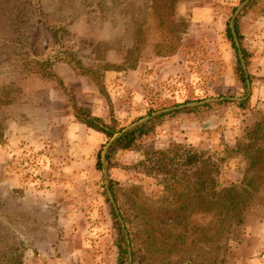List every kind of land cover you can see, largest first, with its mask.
Returning a JSON list of instances; mask_svg holds the SVG:
<instances>
[{
  "label": "rangeland",
  "instance_id": "374dc122",
  "mask_svg": "<svg viewBox=\"0 0 264 264\" xmlns=\"http://www.w3.org/2000/svg\"><path fill=\"white\" fill-rule=\"evenodd\" d=\"M244 1L179 0L172 20L168 0H0V134H4L0 141V264H8L18 254H23L24 264H42L39 254L48 249H54V264H116L118 258L112 203L103 169L97 167L98 152H103L108 140L104 134L89 139L94 145L89 153L79 142L83 137L79 130L73 142L64 141L69 135L64 125L70 111L57 112L51 106V89L58 82L44 77L38 62L53 60L55 70L57 63L65 62L58 59L68 51L84 66L103 71V67L125 62L137 31L145 42L140 60L150 62L168 57L156 55L155 43L173 32L181 37V59L174 73L163 77L148 65L140 99L134 98L132 88L116 92V102L109 94L124 128L161 109L209 98L244 97L247 87L237 77L238 49L228 36V26ZM251 2L236 16L238 39L249 60L247 72L253 77L250 101L244 108L231 99L206 103L210 106H195L201 107L197 115L235 104L246 110L247 126L264 113V99L252 102L254 87L264 83V0L249 6ZM106 71L103 80L108 91ZM102 97L108 119L111 104ZM152 137L153 132L142 138L146 148L155 147ZM183 144L206 151L208 167L222 184L241 182L246 161L235 149L221 155ZM116 158L119 163L108 168L109 181L140 184L150 197L160 195L156 173L148 175L143 166H135L144 158L143 151L118 152ZM169 169L174 172L175 166ZM184 170L180 166L177 174L182 177ZM196 170L188 171L194 183ZM164 176L159 174V178ZM225 245L224 264H264V204L233 229ZM207 250L214 252V248Z\"/></svg>",
  "mask_w": 264,
  "mask_h": 264
},
{
  "label": "trees",
  "instance_id": "16d2710c",
  "mask_svg": "<svg viewBox=\"0 0 264 264\" xmlns=\"http://www.w3.org/2000/svg\"><path fill=\"white\" fill-rule=\"evenodd\" d=\"M178 1L168 0V11L172 20ZM254 1L252 0L249 6ZM235 29L241 39L238 18L235 21ZM228 36L235 46L230 24ZM144 45L142 32L137 31V38L128 49L125 62L122 65L103 67V71L137 68ZM180 47L181 37L169 32L155 43V53L158 56H171L175 55ZM242 51L249 66L247 51L244 47ZM66 54L67 56L58 60L67 62L77 74L90 77L111 104L108 119L95 115L90 107L76 102L73 93L55 72L53 60L44 59L38 62L42 75L57 80L69 96L73 114L79 122L103 133L109 141L124 126L113 111L111 98L103 80V71L84 66L72 52L67 51ZM238 62L237 77L246 88L247 78L253 82V77L249 72H245L240 60ZM249 101L250 98L237 103L244 108ZM204 106L208 107L210 104ZM200 108H183L154 117L125 132L108 149L106 162L109 169L119 163L116 156L120 150L143 151L144 158L135 166H143L148 175L156 173L155 178L162 186L158 197H150L140 184L124 186L110 179V188L129 234L133 264H185V258H188V264H224L227 252L225 240L235 227L245 224L257 206L264 204V113H261L258 120L245 127L236 143V152L242 154L246 161V171L239 184L224 185L215 178L205 159L206 151L199 152L191 146L175 141L167 148L144 146L142 138L156 130L159 119L181 112H198ZM3 138L2 132L0 141H3ZM101 152L102 150L97 156V167L100 170L103 169ZM147 162H153V166H147ZM169 165L175 166L174 172L169 169ZM180 166L185 168L182 177L177 174ZM193 167H197L195 183L191 182L188 174ZM161 173L165 176L159 178ZM111 212L118 230L116 264H128L127 239L112 205ZM208 248H214V252H208ZM8 264H24L23 254L12 256Z\"/></svg>",
  "mask_w": 264,
  "mask_h": 264
},
{
  "label": "crops",
  "instance_id": "0c3cea01",
  "mask_svg": "<svg viewBox=\"0 0 264 264\" xmlns=\"http://www.w3.org/2000/svg\"><path fill=\"white\" fill-rule=\"evenodd\" d=\"M179 59L181 58L178 52L173 56L159 57L150 62L142 59L139 61L137 68L129 71H106L105 80L113 102H116L117 99L116 92L120 93L122 90L128 88L133 89L134 98L140 99L143 89L142 83L145 78L144 71L147 66L155 67V74L159 71L163 77H166L174 73ZM55 72L62 79L67 89L74 93L78 104L90 107L95 115L106 116L107 103L92 79H89L86 75L77 74L65 62L57 63ZM57 85L53 84V88L51 89V93H53L51 97L54 102L51 106L57 112L62 109L70 111L67 114V122L64 125V127L68 128L67 133L69 135H66L64 141L73 142L75 138L72 137H78V135H75V132L79 130L83 133V137L81 135L78 138L79 142L84 143V151L89 153L94 146L89 139L93 137L99 139L103 133L87 127L75 118L68 95L59 83ZM44 96L48 97L49 92H46ZM56 97L58 101H56ZM257 99H264V83H259L254 87L252 102L257 101ZM247 115L246 110L235 104H223L210 111H205L201 115H197L196 112H181L173 116H166L153 132L152 140L157 148H167L171 142L175 141L192 144L200 149H211L223 155L225 150H234L236 148L241 131L246 126V121H248ZM54 125H59V122ZM85 134L89 137L88 139L85 138ZM82 141L88 143L87 148L86 143ZM122 151L131 153V155L135 152L131 150H120L119 152ZM53 251L54 249H48L40 252L39 256L41 261H43L42 264H54Z\"/></svg>",
  "mask_w": 264,
  "mask_h": 264
},
{
  "label": "water",
  "instance_id": "95a60500",
  "mask_svg": "<svg viewBox=\"0 0 264 264\" xmlns=\"http://www.w3.org/2000/svg\"><path fill=\"white\" fill-rule=\"evenodd\" d=\"M249 1L250 0H245L242 3V5L237 9V11H236L235 15L233 16V18L231 20V23H230V27H231V30H232V33H233V36H234V40H235V43H236V46H237V49H238L239 58L241 60V63L243 65V68H244V70H245L246 73H247V66H246V63H245V60H244L243 51H242V48H241V45H240V42H239V39H238V35L236 33V29H235V19H236V16L242 10V8H244ZM246 87H247V95L244 96V97H216V98H209V99H205V100H201V101L189 102V103L181 104V105H178V106H174V107L165 108V109H161V110L155 111L151 115H148L146 117H143L140 120L132 123L131 125L123 128L121 131L117 132L108 141V143L105 145L104 150L102 152V156H101L102 166H103V176H104V180H105V187H106V190H107L108 197H109V199H110V201H111L114 209L116 210V212L118 214L119 220L121 222V225H122L123 230H124V233H125V237L127 239L128 252H129V262H128V264H133V257H132V251H131V242H130V239H129V234H128L127 228L125 226V223L123 221V218L120 215V212H119L117 203H116V201L114 199L112 190L110 188L109 170H108V166H107V162H106V154L108 152L109 147L111 146V144L117 138H119L120 136H122L125 132H127V131H129V130H131V129H133V128H135V127H137V126H139V125H141V124H143L145 122H147L148 120H150V119H152V118H154L156 116H159V115H162L164 113L170 112V111H172L174 109H183V108H186V107H195V106H199V105H204L206 103L219 102V101H222V100H225V99H231V100H236V101L246 100L252 94V83H251V80L249 78H247Z\"/></svg>",
  "mask_w": 264,
  "mask_h": 264
}]
</instances>
